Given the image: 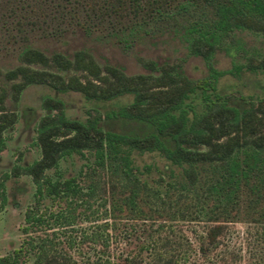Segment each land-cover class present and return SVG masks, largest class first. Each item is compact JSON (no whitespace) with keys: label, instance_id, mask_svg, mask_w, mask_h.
Returning a JSON list of instances; mask_svg holds the SVG:
<instances>
[{"label":"rangeland","instance_id":"obj_1","mask_svg":"<svg viewBox=\"0 0 264 264\" xmlns=\"http://www.w3.org/2000/svg\"><path fill=\"white\" fill-rule=\"evenodd\" d=\"M133 1L0 0V107L15 116L4 131L0 151V177H7L5 199L0 194V254L18 248L25 237H47L55 245L50 253L54 264H115L124 259L129 264H243L239 262V248L245 254L250 217L232 212L230 218L220 214L216 221H210L208 216L197 215L198 196L168 185L170 177L158 155L137 151L132 152V158L146 183L136 199L141 212L125 206L123 198L128 191L106 169L95 167L92 154L86 152L84 158L66 157L58 169L46 171L53 178L76 177L82 193L92 194L82 195L72 205L71 224H61L48 214V223L32 226L28 236L21 230L24 212L33 205L36 190L24 168L40 157L36 132L48 113L47 98L61 99L66 116L81 120L87 119V111L94 107L93 100L78 92H57L39 84L28 85L15 98L12 84L19 79H9L5 73L21 64L20 54L27 47L39 49L47 57L57 52L71 57L83 49L100 67L114 65L127 75L156 73L162 65L173 66L177 74L193 83L210 79L215 90L208 87L204 93L211 101H216L215 93L218 101L227 104H256L264 98V71L248 66L264 56L262 31L234 28L221 34L210 57L203 58L190 50L191 42L199 37L190 27L205 26L213 20L212 8L205 0ZM34 66L60 71L66 78L82 75L73 69L58 70L51 62ZM201 97L197 89L188 102L198 113L207 104ZM81 169L86 174L79 175ZM172 170L181 180V169ZM197 171L200 195L217 174L209 164L198 165ZM211 204L209 201L206 207ZM40 207H47L49 213L67 210L64 200L47 195ZM217 223L222 224L218 243L210 247L206 232ZM84 233H102L104 238L93 242L83 239ZM68 256L74 262L62 258ZM28 258L32 263L33 254Z\"/></svg>","mask_w":264,"mask_h":264},{"label":"trees","instance_id":"obj_2","mask_svg":"<svg viewBox=\"0 0 264 264\" xmlns=\"http://www.w3.org/2000/svg\"><path fill=\"white\" fill-rule=\"evenodd\" d=\"M205 1L214 18L205 26L190 27L199 34L190 44L192 53L210 57L218 37L234 28L254 27L264 34V0ZM179 8L184 9V5ZM20 59V65L5 73L9 79H19L12 84L15 98L28 85L39 84L57 92H78L94 103L87 111L88 118L81 120L66 116L61 99L47 98L48 113L41 118L36 132L40 157L24 168L36 187L34 203L24 212V235H29L32 226L47 224L48 214L61 224H71L72 205L82 195L92 194L82 193L76 177L53 178L46 171L58 169L59 162L66 157L84 158L86 152L92 154L95 167L106 169L128 191L123 198L125 206L141 212L136 199L146 183L139 177L140 170L132 158V152L137 151L158 155L165 162L168 185L186 195L198 196L197 215L208 216L210 221H216L220 214L230 218L232 212L250 217L247 223L251 230L246 232L244 246L247 250L243 254L239 248V262L264 264V98L256 104H227L218 101L215 93L216 101H211L204 93L208 87L215 90L208 78L193 83L166 64L156 68V73L127 75L114 65L100 67L83 49L76 50L71 57L59 52L47 57L41 50L27 47ZM48 62L58 70L73 69L82 75L66 78L60 71L34 66ZM248 66L264 71V56ZM197 89L207 102L205 110L199 113L188 103ZM125 97L130 99L123 100ZM51 109L58 112L53 114ZM14 121V114L0 107V151L4 147V131ZM204 164L211 165L217 175L198 195L197 166ZM173 167L181 169V180L176 179ZM84 174L81 169L79 175ZM5 178L6 175L0 177L3 199ZM45 195L64 200L67 210L49 213L47 207L42 209ZM156 198L161 199L158 193ZM209 201L212 204L207 208ZM221 229L222 224L217 223L207 230L210 247L217 245ZM85 234L83 239L93 242L104 238L102 233ZM37 238L25 237L18 248L0 254V264H54V256L50 255L55 249L53 241ZM29 253L33 254L32 263L30 258L26 259ZM62 258L74 262L69 256ZM128 262L124 259L115 264Z\"/></svg>","mask_w":264,"mask_h":264}]
</instances>
